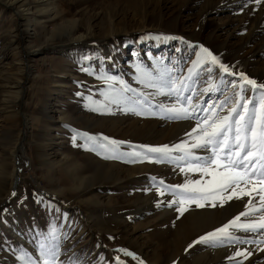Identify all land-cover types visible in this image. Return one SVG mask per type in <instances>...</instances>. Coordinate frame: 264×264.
<instances>
[{"label":"rangeland","instance_id":"rangeland-1","mask_svg":"<svg viewBox=\"0 0 264 264\" xmlns=\"http://www.w3.org/2000/svg\"><path fill=\"white\" fill-rule=\"evenodd\" d=\"M252 3L232 8L226 0H25V5L13 8L0 0V264H25V254L35 259L44 238L41 233L53 228L60 237L63 264L77 256V264H100L101 260L117 264V257L123 264H231L237 258L223 254L217 259H195L198 248L206 245H189L239 213L225 215L197 236L191 233L185 242L180 236L174 253L169 237L173 218L164 210L168 195L172 196L166 186L183 184L175 179L179 167L120 155L143 151L145 145L171 148L192 142L186 135L191 128L186 133L168 131V125L186 119H169L157 107L171 106L175 98L153 95L151 111L137 115L124 111V105L109 103L103 95L108 83L98 77L115 76L145 94H155L156 89L137 82V65L154 74L167 67L173 77L183 78L196 58L193 53L203 46L222 64L230 62L234 72L264 83L260 29L255 36L263 38L238 29L227 31L230 34L220 50L198 35L204 10L214 12L208 18L225 24L223 28L235 27L245 15L244 23L251 17ZM214 32L210 29L208 38ZM221 75L215 66L210 83L223 95L202 92L209 87L207 73L194 84L189 81L200 93L193 102L208 107L219 104L225 95L234 97V91L221 84ZM88 97L110 111L93 110L97 104ZM228 107L216 111L226 115ZM80 133L121 142L119 158L105 159L101 150H89L94 144ZM193 152L204 157L202 149ZM145 197L150 198L144 206L140 200ZM152 204L145 215L135 214ZM255 221L240 219V223ZM232 233L240 237L246 232ZM120 249L134 253L139 261Z\"/></svg>","mask_w":264,"mask_h":264},{"label":"snow or ice","instance_id":"snow-or-ice-1","mask_svg":"<svg viewBox=\"0 0 264 264\" xmlns=\"http://www.w3.org/2000/svg\"><path fill=\"white\" fill-rule=\"evenodd\" d=\"M255 2L259 4L260 0H255ZM165 39L169 38L165 37ZM193 54L196 58L183 78L173 77L172 70L167 67L160 68L154 74V70L137 65V82L145 88L156 89L155 94H145L115 76L102 75L98 78L108 83V91L103 93L105 99L111 104L124 105V111L143 115L146 111H151L149 101L153 95H165L175 98V103L171 106L163 103L157 105L167 118L196 120V126L191 132L186 133L191 138V143L182 141L171 148L168 145L159 147L145 145L141 146L143 151L134 150L120 155L139 159L140 162L175 163L182 173H200V179H186L183 184L166 186L174 197L170 203L178 205L176 210L181 215L192 205L197 208H203L206 205L216 207L217 203L223 206L233 198L240 200L243 197H250L245 205V211L223 227L200 236L189 247L199 243H211L215 246L225 239L229 242L245 243L231 234L229 229L236 228L253 232L264 229V214L259 217L258 221L240 223L241 217L253 215L257 211L264 213V83H257L255 79H250L243 72H234L203 46H200L199 51ZM215 66H218L219 72L224 74L219 76L221 84L225 88H231L234 91V97L225 95L224 100L219 104L208 107L193 103V96L200 95V93H197L188 82L196 83L203 73L208 74L209 87L203 88L202 92L220 91L222 95L224 94L219 87L210 83ZM84 70L87 71V69ZM225 76H234L236 79L226 80ZM117 83L120 85L119 88L114 86ZM185 92L189 94L185 96ZM129 93L131 95H126ZM88 99L91 103L97 104L93 110L104 108L110 111L107 105L92 101L91 97ZM229 104L227 114L219 115L216 109ZM197 111L205 113L211 111V115L198 118ZM78 135L82 136L86 142L94 144V147L89 150L99 149L105 153V159L119 158L116 153L121 142L111 140L106 136L96 137L87 133ZM194 149L205 150L210 155L206 157L195 155ZM173 152H180L182 155L173 156ZM159 184L164 185V181L160 180ZM157 191L160 189L158 188ZM253 193L259 196L258 208L251 199ZM160 194L163 195L164 192L160 191ZM41 235L44 238L38 243L39 255L33 259L25 254V264H63L60 259L62 245L59 242L60 237L56 235V229L53 228ZM64 238H67L66 234ZM119 251L139 261V257L130 251L126 249ZM235 255L243 256L245 253L237 251ZM247 255H251V252ZM79 259L78 256L74 257L69 264H77ZM116 260L117 264H123L119 257ZM100 264H104L103 260ZM139 264H143V261H139Z\"/></svg>","mask_w":264,"mask_h":264},{"label":"bare ground","instance_id":"bare-ground-1","mask_svg":"<svg viewBox=\"0 0 264 264\" xmlns=\"http://www.w3.org/2000/svg\"><path fill=\"white\" fill-rule=\"evenodd\" d=\"M24 1L25 0H4V4L6 6L16 8V6L19 7V6L25 5ZM217 1L218 0H216V2ZM220 1H225V0H220ZM226 1L231 4L232 8H237V7L240 8V7H243L245 5H249V3L252 0H226ZM214 2H215V0H214ZM254 2H255V0H253V3H252L253 7H252V5H250L251 9L249 11H250L251 17L248 19V21L246 20L245 23L243 22L245 19H247V16L245 15L246 18L244 16V18L235 27H234V25L233 26L230 25L228 28L227 27L223 28L222 26H224L225 24L224 25L216 24L212 18H208V16L213 15L212 13H214V12L207 11L208 9L204 10L205 12H204L203 16H200L201 24H200V26H198L199 38L201 40L207 41L208 43H210L211 45L215 46L216 48H218L220 50V48H219L220 45L225 44L227 42V39H228L227 35H229L230 33L226 34V32L229 30L235 31L238 29L239 32L247 31V33L249 35H251L252 37H261V36H255L257 33V30L260 29V33H262V35L264 37V0H260L259 4H255ZM214 11H216V10H214ZM231 23L235 24L237 22L234 21ZM212 28L214 30H216L217 32H214L211 35L212 37L210 38V36H209V38H208L209 31ZM223 32H225V33L223 34ZM231 33H232V31H231ZM247 33H246V35H247ZM263 37H261V38H263ZM217 54H218V52H217ZM224 64L228 66L231 63L225 62ZM15 87H17V84L15 85ZM185 96H187V95H185ZM196 100H198V99H196ZM193 103H196V102H193ZM204 115H205V113L202 111L196 112V116L198 118L203 117ZM195 126H196V124L192 119H186L185 122H181L180 124L178 123L175 125H168V131L169 132H172V131L181 132L182 131V132L186 133V130H190L188 128L192 129ZM154 128H155V122H154ZM189 142H190V140H189ZM20 144L21 143H18L15 145V151H14L15 159L17 158L16 151L18 150V147ZM202 155L204 157H206V156L210 155V153L203 150ZM17 178H18V176H16V178L14 180L13 190H16V187H17L16 179ZM200 178H201L200 173H182V172H180L178 175L175 176L176 180H181V181H183V183L185 182L186 179H200ZM205 179H208V177H205ZM171 197L168 195V198H167L168 199V201H167L168 208L164 210V213L168 214L169 218L170 217L173 218L172 219V226L170 228V235L171 236H169V237H171L172 241H173L172 250L174 251V253L177 252L176 250L179 248V246L181 244V242H178V239L180 236H183V239L185 242L186 240H188V237L191 233L193 236H195V235L197 236V234L204 231V229L206 227H209L211 225H215V223L220 221L221 218H223L225 215L233 214V213H236V214L239 213L240 214L242 211L246 210L245 205H246L248 199H250V197H243L240 200L233 198L231 201H228L223 206H220L219 203H217L216 207L206 205L203 208H194V209L192 208V209H190L192 207L191 206L188 211L183 213V215L176 217V215L180 214V213L176 210L178 205L170 203L172 201ZM146 198H150V197H145L143 200H140L143 205L149 203V202L145 201ZM251 199H253V203L258 208L259 207V196L256 193H253ZM152 200L150 201V203L152 202ZM144 206L142 209L136 210L137 212L135 211L136 213L135 212L134 213L135 214H141V216H142V215H145L149 209L154 207L153 204L150 205L149 207H146V208ZM158 206H162V204L160 203V204H158ZM262 214H264V213L257 211L253 215H250L247 217H241V218H243V219L246 218V219H250V220H252V219L258 220ZM232 231H241L242 232L243 230H239L236 228H232V230H229V232L235 236V234L232 233ZM245 232L246 233L244 235L242 234L239 237L241 240L245 241V243H238L235 241L229 242L226 239L222 243H217L215 246H213L211 243H207V244L205 243V244H202V245H206L205 248L202 246L199 248L197 247L199 249V251L197 254L193 253V254H196V256H194V258L195 259H202V258L208 259L211 256V257H214L217 259L219 256H223V254H226V255L229 254V256L231 255V256L235 257L236 256L235 254L237 251H242L245 253V255H243V256H246L248 252H251V255H247L246 256L247 258H244V259H241V256H237V258L235 260L230 262L231 264H264V229H260V230H257L255 232L251 231L252 234L249 233V231H245ZM181 255H182V253H181Z\"/></svg>","mask_w":264,"mask_h":264},{"label":"water","instance_id":"water-1","mask_svg":"<svg viewBox=\"0 0 264 264\" xmlns=\"http://www.w3.org/2000/svg\"><path fill=\"white\" fill-rule=\"evenodd\" d=\"M15 191V190H14Z\"/></svg>","mask_w":264,"mask_h":264}]
</instances>
